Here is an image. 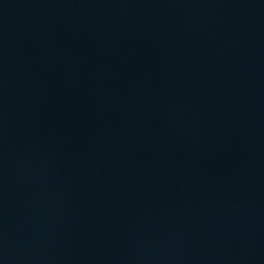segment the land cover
Here are the masks:
<instances>
[{
    "label": "water",
    "instance_id": "obj_1",
    "mask_svg": "<svg viewBox=\"0 0 264 264\" xmlns=\"http://www.w3.org/2000/svg\"><path fill=\"white\" fill-rule=\"evenodd\" d=\"M0 264H264V0H0Z\"/></svg>",
    "mask_w": 264,
    "mask_h": 264
}]
</instances>
